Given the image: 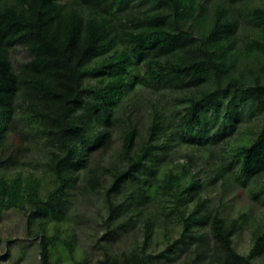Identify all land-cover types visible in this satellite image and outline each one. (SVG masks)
<instances>
[{"label":"trees","instance_id":"obj_1","mask_svg":"<svg viewBox=\"0 0 264 264\" xmlns=\"http://www.w3.org/2000/svg\"><path fill=\"white\" fill-rule=\"evenodd\" d=\"M143 88L158 93L145 131ZM123 116L118 155L95 161ZM184 141L219 157L224 189L247 186L264 204V0H0V213H25L41 264H88L76 193L104 197L96 264H156L178 250L188 264H264V217L212 205L196 157L170 154ZM139 222L143 239L114 252ZM244 224L247 253L235 245Z\"/></svg>","mask_w":264,"mask_h":264},{"label":"rangeland","instance_id":"obj_2","mask_svg":"<svg viewBox=\"0 0 264 264\" xmlns=\"http://www.w3.org/2000/svg\"><path fill=\"white\" fill-rule=\"evenodd\" d=\"M70 0H64L68 2ZM16 58L22 59V53L17 52ZM141 91V98L147 102V109L142 107L140 116V126L143 131L147 126L150 113V99L157 97L158 93L151 88H143ZM172 105H169L167 110L171 111ZM257 117L249 119L248 123L245 121L243 124H254ZM126 116L120 124L114 126L111 130L113 133L114 143L108 150L96 151L93 155L95 161L101 160L103 165H109L110 160L118 155L121 139L119 137V128L126 122ZM10 143L14 148L20 145V140L17 134L11 135ZM204 146L194 145L184 141L181 144L173 147L171 155H175L179 159H184L185 154H193L196 157V164L194 165L195 171L200 174V179L203 180L202 195L209 197L211 204L223 206V213L226 217L237 216L241 211H248L254 214L257 219L264 217V204L261 200L256 199L251 194L247 186L234 185L224 189L222 187V180L216 177V165L219 163V157L211 155V152L204 151ZM218 152V147H211L210 150ZM218 155V154H216ZM34 163H30L27 167L32 168ZM35 167V166H34ZM33 167V168H34ZM109 177V176H108ZM107 182L109 178L105 177ZM222 199V204H221ZM191 207L194 206L190 203ZM71 223L78 235V253L82 254L88 264H96L97 260L103 257V250L98 244V239L104 233V221L107 215L104 207V197L102 193L94 196H86L75 194L71 197ZM27 216L24 212L17 209H8L0 213V264H41V256L39 253V238L27 239ZM173 226V224H171ZM208 231V227H204ZM143 239V229L139 222L135 227L128 226L124 234L117 235L113 242L112 250L117 254L122 253L124 250L130 248L137 240L140 242ZM157 244V249L163 248L161 240L154 241ZM25 244L23 250L20 249L21 245ZM252 244V228L248 224L244 226L235 235V245L242 253H247ZM22 248V247H21ZM11 253H8V250ZM189 251L178 250L168 261H162L156 264H188L190 258ZM264 260V255L258 258L261 263Z\"/></svg>","mask_w":264,"mask_h":264}]
</instances>
